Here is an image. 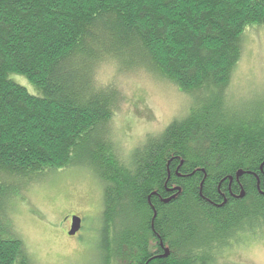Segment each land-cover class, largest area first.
Wrapping results in <instances>:
<instances>
[{
  "label": "trees",
  "instance_id": "1",
  "mask_svg": "<svg viewBox=\"0 0 264 264\" xmlns=\"http://www.w3.org/2000/svg\"><path fill=\"white\" fill-rule=\"evenodd\" d=\"M250 24L264 0H0V264H36L3 229L15 178L77 165L102 185L98 264H216L237 234L264 233V116L222 107ZM101 57L171 82L190 112L123 156L119 88L85 72Z\"/></svg>",
  "mask_w": 264,
  "mask_h": 264
},
{
  "label": "rangeland",
  "instance_id": "2",
  "mask_svg": "<svg viewBox=\"0 0 264 264\" xmlns=\"http://www.w3.org/2000/svg\"><path fill=\"white\" fill-rule=\"evenodd\" d=\"M240 40L241 55L224 90L222 107L229 115L254 119L258 109L264 116V24L247 25ZM88 65L85 72L92 84L113 82L119 88L121 101L109 136L123 156L147 135L159 134L173 119L190 112L194 99L167 80L143 70L118 69L115 61L102 57ZM8 77L33 92L26 78ZM12 188L3 211V229L20 238L31 260L36 264L99 263L102 185L90 169L77 165L17 177ZM73 215L81 218V228L68 236L67 218ZM107 231L111 238L112 229ZM230 243L219 251L216 264H264V233L252 228Z\"/></svg>",
  "mask_w": 264,
  "mask_h": 264
},
{
  "label": "water",
  "instance_id": "3",
  "mask_svg": "<svg viewBox=\"0 0 264 264\" xmlns=\"http://www.w3.org/2000/svg\"><path fill=\"white\" fill-rule=\"evenodd\" d=\"M242 174L241 171H238L236 173V179L238 180V177ZM229 180H232V177L229 176ZM243 196V191H241L239 197ZM168 199L164 200L167 201ZM81 228V218L77 215H73L71 216V223H70V228L68 230V236H73L76 234V232H78ZM160 246L162 247L163 253L161 255H158L157 257L161 258V257H166L168 256V248L163 246L162 241H160Z\"/></svg>",
  "mask_w": 264,
  "mask_h": 264
},
{
  "label": "flooded vegetation",
  "instance_id": "4",
  "mask_svg": "<svg viewBox=\"0 0 264 264\" xmlns=\"http://www.w3.org/2000/svg\"><path fill=\"white\" fill-rule=\"evenodd\" d=\"M67 219L69 220V219H70V217H69V218H67ZM67 219H66V221H67ZM69 226H70V223H68V226H67V231L69 230ZM67 231H66V232H67ZM77 233H78V232H77ZM77 233H76V234H77ZM76 234H75V235H76ZM154 252H157V254H158V250H155V249H154ZM158 255H159V254H158Z\"/></svg>",
  "mask_w": 264,
  "mask_h": 264
}]
</instances>
